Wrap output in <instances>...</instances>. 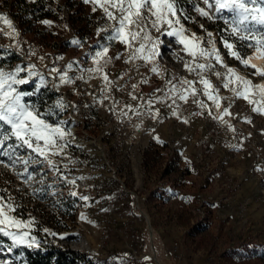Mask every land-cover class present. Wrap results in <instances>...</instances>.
Wrapping results in <instances>:
<instances>
[{
    "label": "rangeland",
    "instance_id": "obj_1",
    "mask_svg": "<svg viewBox=\"0 0 264 264\" xmlns=\"http://www.w3.org/2000/svg\"><path fill=\"white\" fill-rule=\"evenodd\" d=\"M180 2L193 18L182 20L188 34L205 36L203 25L216 37L224 64L260 86L264 76L252 73L264 71V67L243 66L219 43L222 22L202 18L186 0ZM195 2L204 6L203 0ZM52 6L57 16L42 19L52 21L48 27L42 20H29L30 13H17L14 0H0V13L7 14L20 33L14 38L0 33V58L15 51L21 55L19 61L0 66L8 71L34 64L69 105L59 119L68 120L72 132L65 153L54 158L58 171L42 158L33 162L27 150L18 152L21 160L29 159L27 173L20 161L14 167L0 165V191L15 202L20 218L34 221L31 235L40 246H20L25 255L52 245L83 251L96 264L119 260L126 264H156V260L160 264H234L222 254L236 250L251 263L264 264V115L251 112V105L222 87L226 69L217 64L219 77L210 72L205 75L220 89L221 108L200 96L211 115L190 98L188 103L177 102L178 117L173 116L171 108L156 98L166 96L168 80H195L196 74L185 69V61L191 58L171 37H161L168 46H162L156 60L160 75L148 71L151 66L142 61L126 64L123 59H113L106 69L112 90L102 91L104 81L87 71L95 66L89 53L100 39L96 35L102 26L100 13L93 14L91 6L81 0H53ZM212 13L215 15V9ZM224 15L231 16L226 11ZM0 29L9 31L2 23ZM73 38L81 39L83 47L72 45ZM255 49L244 48L242 56L248 60ZM122 50L114 44L109 56ZM199 62L207 64L208 60ZM68 63L73 64L69 76L82 75L83 79L60 84L48 70L65 68ZM248 64L253 65L249 60ZM144 78L149 83L141 84ZM33 81L38 83V77ZM133 84L138 85L135 90ZM156 88L161 91H154ZM133 91L138 99L131 98ZM230 103L231 115L223 117L226 123L213 119ZM82 196L89 199L84 201ZM137 199L143 203L142 210ZM174 242L180 243V261L165 250Z\"/></svg>",
    "mask_w": 264,
    "mask_h": 264
},
{
    "label": "snow or ice",
    "instance_id": "obj_2",
    "mask_svg": "<svg viewBox=\"0 0 264 264\" xmlns=\"http://www.w3.org/2000/svg\"><path fill=\"white\" fill-rule=\"evenodd\" d=\"M81 2L90 5L93 14L100 13L98 20L102 26L96 32L100 39L96 41L89 53L95 66L87 71L90 75H97L104 81L105 88L102 91L112 90V81L106 69L113 59L117 61L123 59L126 64L142 61L145 66H151L148 71L154 75H160L156 60L162 54V46H168L161 37H171L191 58L185 61V69L190 74H196L195 80L187 78H181L175 82L168 80L166 96L156 98L160 103L171 108L173 116L178 117L177 102L188 103L190 98L201 109H208V115H211L210 108L203 99H199L200 96L205 97L217 109L221 108L220 89L216 88L205 75L210 72L219 77L221 73L215 71L217 64L226 69L222 87L230 90L236 99H243L251 105V112L264 115V86L254 85L251 79L239 76L234 69L224 64V57L220 49L216 47V37L203 25H200V28L206 34L205 36L197 35L195 32L188 34L189 30L182 20L190 21L193 18L187 14L188 9L180 0H81ZM186 2L191 4L192 10L200 17L214 23L222 22L223 27L218 29L219 43L226 49L227 55L245 67L255 68L242 56V50L246 47H255L257 51L264 48V0H203V7L195 0H186ZM213 9H215V15L212 13ZM225 11L231 14L230 18L224 15ZM0 23L9 30L0 29L3 35L14 38L20 34L7 14L0 13ZM41 23L48 27L52 26V21L47 19L42 20ZM258 26L259 30H257ZM64 27L68 26L64 25ZM153 32L157 35L154 36ZM70 43L76 47H83L81 39L73 38ZM114 44L121 45L123 50L112 57L109 56V51ZM58 58L62 59V57ZM202 59H207L208 63L199 62ZM72 68L73 64L68 63L65 68L53 66L48 71L54 74V78H58L60 84H72L76 79H83L82 75L69 76L68 70ZM22 73H26V76ZM252 74L264 76V71L256 70ZM34 77H38V83H34ZM140 83L147 84L149 80L144 78ZM29 84L33 85V90L25 91L21 88ZM46 84L45 75L37 71L34 64L25 67L17 65L8 71L0 66V157L6 158L0 159V165L4 168L10 165L14 167L20 161L27 173L29 159L33 162H41L35 159L39 157L56 169L54 158L63 155L69 147L72 132L67 127L68 120H52L53 116L63 113L69 107L63 98H57L51 105L26 99L41 93V89ZM131 87L135 90L138 85L133 84ZM154 91L161 90L156 88ZM131 98L138 99L134 91ZM167 100L171 101V105L167 104ZM152 103L150 98L149 108ZM125 107L131 108L130 105ZM230 108L231 103L223 108L222 115L213 119L226 123L223 117L231 115ZM155 115L159 116V111H156ZM245 120L251 123L247 117ZM227 126L232 128L231 125ZM232 130L235 131L234 128ZM20 150H27L29 159L21 160L18 155ZM31 178L29 175L28 179ZM71 195L77 194L72 192ZM81 199L87 201L89 197L82 196ZM20 217L21 213L15 202L6 192L0 191V234L10 238L11 244L8 246L10 252L13 248L20 246L28 248L40 246L36 237L31 235V226L34 221ZM81 219L84 217L81 216ZM48 231L44 229L45 233ZM52 235L56 234L52 233ZM59 238L63 240L65 236L61 235ZM0 264L5 262L0 261Z\"/></svg>",
    "mask_w": 264,
    "mask_h": 264
},
{
    "label": "trees",
    "instance_id": "obj_3",
    "mask_svg": "<svg viewBox=\"0 0 264 264\" xmlns=\"http://www.w3.org/2000/svg\"><path fill=\"white\" fill-rule=\"evenodd\" d=\"M14 3L18 5L19 12L17 13L20 15L23 16L26 15V13L31 14V17L28 18L29 20L33 19L39 21L44 18L57 16V10L52 6L53 0H32L30 2L27 0H14ZM20 59L21 55L15 51L7 54L4 58H0V63L7 62L8 64H12ZM22 89L31 91L33 90V85H24ZM57 98H60V94L51 85L46 84V86L41 89V93L27 99L36 103L51 105L55 103ZM67 110L68 108L63 113L53 116L52 120H58ZM45 247L46 250L40 248L35 252H27L26 260L28 264H96L95 259L83 251L75 250L70 247L56 248L52 245ZM235 256H237L236 261L234 260ZM222 258L234 264H255L251 263L249 259L245 258L242 254H238L236 250L224 252ZM113 264L118 263L115 261Z\"/></svg>",
    "mask_w": 264,
    "mask_h": 264
},
{
    "label": "built area",
    "instance_id": "obj_4",
    "mask_svg": "<svg viewBox=\"0 0 264 264\" xmlns=\"http://www.w3.org/2000/svg\"><path fill=\"white\" fill-rule=\"evenodd\" d=\"M137 207L140 210H142L143 208V203L139 199H137ZM10 244H11L10 241L5 236L0 234V261L5 262V264H28L23 249L17 247V248H13L12 251L10 252L8 251V246ZM179 248H180V243L174 242L171 246H166L165 250L169 257L174 255V260L180 261L182 257L178 253ZM142 261L145 262V259H142ZM156 261H157L156 264L161 263V261L160 262L158 260ZM118 264H126V261L119 260Z\"/></svg>",
    "mask_w": 264,
    "mask_h": 264
},
{
    "label": "bare ground",
    "instance_id": "obj_5",
    "mask_svg": "<svg viewBox=\"0 0 264 264\" xmlns=\"http://www.w3.org/2000/svg\"><path fill=\"white\" fill-rule=\"evenodd\" d=\"M248 60L252 62L255 66H263L264 67V49L262 48L260 51H257L256 49L248 56ZM260 86H264V81L261 82ZM97 145V143H96ZM150 233L151 236H153V228L150 226ZM84 245L86 247H90L87 242H84Z\"/></svg>",
    "mask_w": 264,
    "mask_h": 264
},
{
    "label": "water",
    "instance_id": "obj_6",
    "mask_svg": "<svg viewBox=\"0 0 264 264\" xmlns=\"http://www.w3.org/2000/svg\"><path fill=\"white\" fill-rule=\"evenodd\" d=\"M98 148H99V150L101 151V155L103 156L104 154H103V151L101 150V148L98 146Z\"/></svg>",
    "mask_w": 264,
    "mask_h": 264
}]
</instances>
